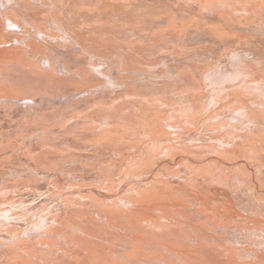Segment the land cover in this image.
Wrapping results in <instances>:
<instances>
[{"label": "bare ground", "instance_id": "bare-ground-1", "mask_svg": "<svg viewBox=\"0 0 264 264\" xmlns=\"http://www.w3.org/2000/svg\"><path fill=\"white\" fill-rule=\"evenodd\" d=\"M262 13L0 0V264H264Z\"/></svg>", "mask_w": 264, "mask_h": 264}, {"label": "rangeland", "instance_id": "rangeland-1", "mask_svg": "<svg viewBox=\"0 0 264 264\" xmlns=\"http://www.w3.org/2000/svg\"><path fill=\"white\" fill-rule=\"evenodd\" d=\"M261 16H263V17H260V16L258 17V16H257V17H255V18H253V19H255V21H258V20H259L258 22H260V21L263 22V20H264V13H262ZM262 19H263V20H262ZM190 20H192V18H191V17H187V18L184 20V23H188V22H190ZM251 30H253V29L247 30L246 33H245V32H243V33H240V32H239V33H238V32H234V33H233V31H224V30L221 31V33H223V32H224L225 34L227 33L226 36L228 37V39L230 38V41H231V40H233V41L235 40L236 42H238L237 40H241V41H242V44H243V45H242V46H243L242 49L244 50V52H248V53H249V57H246V58L244 59L245 62L248 63L249 65H251L252 67L255 66V69H254V68H252V70L250 69V70L244 75V80H245L247 83H248V81H249V85H250V86H247V85H246V86H247V87H246V91H247V92H248V91L252 92L253 89H252L251 84H252V83H258L257 80H261L262 83L264 82V71H263V70H264V68H263V67H264V64H263V63H264V55H261V54H264V53L261 52V54H259L260 51H264V41H263V40H264V30H263V29H262V30H261V29H260V30H255V29H254V30H253L254 32L251 31ZM205 31H206V32H205ZM205 31H200V33H201V32H204L205 34H212V33H213L212 31H209V30H207V29H205ZM250 31H251V32H250ZM250 33H251L252 35H251ZM253 33H254V35H253ZM229 34L232 35V36H234V37H231ZM255 35H256V36H255ZM253 36H255V37H253ZM258 36H259V37H258ZM239 37H240L241 39H240ZM244 37H245L246 39H245ZM249 37H250V38H249ZM251 38H252L253 40H252ZM256 38H257V39H256ZM242 39H243V40H246V41L243 42ZM248 39H250V40L247 41ZM258 39H259V40H258ZM254 40H255V41H254ZM260 40H261V41H260ZM216 41H217V40H216ZM233 41H232V42H233ZM235 41H234V42H235ZM250 41H251L252 43H250ZM262 41H263V42H262ZM201 42H203V43L205 42V43H206L207 41H206V40H202V41H200V43H199L200 45H199V46H201L200 48L202 49V48H203V46H202L203 43H201ZM210 42H211V41H209L208 43H206V45H205V43L203 44V45L206 47V49H208L207 46H210V45H209ZM248 42H249V43H248ZM256 42H257V43H256ZM258 42H259V43H258ZM210 44H211V43H210ZM212 44H213V43H212ZM212 44H211V45H212ZM216 44H217V43H216ZM244 44H245V45H244ZM246 44H247L248 46H247ZM234 45H235V46H234L233 48H237V47H238V46H236V43H235ZM253 45H254V46H253ZM214 46H216V45L214 44ZM256 47H257V48H256ZM248 48H249V50H248ZM253 48H254V50H252ZM257 49H260V51L257 50ZM261 49H262V50H261ZM255 50L257 51V53H254ZM250 51H251V52H250ZM256 51H255V52H256ZM254 54H256V55H254ZM257 54H258L260 57H259ZM254 56H255V57H254ZM250 57H251V58H250ZM252 57H254V58H252ZM257 57H258V58H257ZM249 58H250V59H249ZM261 58H262V59H261ZM253 59H254V60H253ZM256 59H257V60H256ZM246 60H247V61H246ZM251 60H252V61H251ZM262 61H263V62H262ZM261 64H262V66H260ZM232 65H233V64H232ZM232 65H231V66H232ZM257 65H258V66H257ZM231 66H229V67H231ZM259 66H260V67H259ZM229 67H228V68H229ZM256 68L259 69V70H257ZM261 68H262V69H261ZM251 71H252V72H251ZM257 71H258V72H257ZM255 72H256V73H255ZM257 73H258V75H257ZM247 74H248L249 76H248ZM251 74H252V75L255 74V75L252 77ZM256 75H257V76H256ZM234 76H235V75H234ZM250 77H251L252 79L248 80V78H250ZM254 77H256V78L253 80ZM262 78H263V79H262ZM245 81H244V82H245ZM251 82H252V83H251ZM259 82H260V81H259ZM262 83H261V84H262ZM258 85H260V83H259ZM248 87H249V90H248ZM260 87H261L262 91H264V84H263V85H260ZM250 92H249V93H250ZM253 92H254V91H253ZM263 103H264V102H263ZM258 110H259V109H258Z\"/></svg>", "mask_w": 264, "mask_h": 264}]
</instances>
